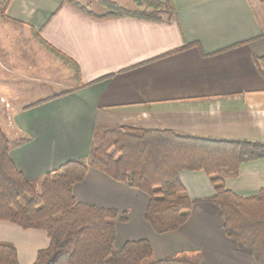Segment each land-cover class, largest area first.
<instances>
[{"label": "crops", "instance_id": "obj_1", "mask_svg": "<svg viewBox=\"0 0 264 264\" xmlns=\"http://www.w3.org/2000/svg\"><path fill=\"white\" fill-rule=\"evenodd\" d=\"M96 1L11 0L6 14L21 22L0 18V71L28 66L32 88L43 81L54 86L25 101L22 96L32 93L12 91L14 80L9 85L11 78L1 77L9 87L0 93V123L28 180L38 182L68 160L88 161L96 130L115 124L264 142V0H160L170 1L173 11L158 20L101 17L114 10L109 3L137 5ZM32 28L72 58L79 74L43 48ZM62 65L70 68L66 83L56 78ZM179 178L193 201L190 216L164 233L144 218L145 192L92 166L73 194L125 210L128 220L115 221L116 247L148 239L156 264H256L236 249L219 207L207 200L215 192L210 177L181 170ZM225 186L241 196L257 194L264 187V158L242 163ZM0 242L16 247L19 264H33L50 239L45 230L0 220ZM56 264H69L68 254Z\"/></svg>", "mask_w": 264, "mask_h": 264}, {"label": "trees", "instance_id": "obj_2", "mask_svg": "<svg viewBox=\"0 0 264 264\" xmlns=\"http://www.w3.org/2000/svg\"><path fill=\"white\" fill-rule=\"evenodd\" d=\"M11 0L0 1V16L10 19ZM136 9L109 3L114 10L101 17L141 15L161 19L170 14V1L134 0ZM41 46L79 74L77 63L44 40L32 28ZM264 158V142L247 139L190 135L166 128L109 125L96 130L89 160L72 159L38 181L28 180L10 155V139L0 124V220L24 229H42L50 239L33 264H56L68 254L69 264H156L148 239L126 241L116 247L115 221L128 214L115 208L79 201L73 194L89 166L112 179L145 192L144 213L158 233L181 227L189 218L193 201L179 178L181 170H203L215 192L207 200L217 205L225 234L236 249L264 264V187L255 195L241 196L225 186L239 174L242 163ZM0 264H19L16 247L0 242Z\"/></svg>", "mask_w": 264, "mask_h": 264}, {"label": "rangeland", "instance_id": "obj_3", "mask_svg": "<svg viewBox=\"0 0 264 264\" xmlns=\"http://www.w3.org/2000/svg\"><path fill=\"white\" fill-rule=\"evenodd\" d=\"M0 1H2V0H0ZM91 2L94 3V4H98L96 0H91ZM165 15L166 14H163L162 13V16H165ZM0 18H1V16H0ZM62 66H64V65H62ZM65 66H64L65 69L63 67H60V69L57 70V73H56V78L59 79V80H62L64 83L67 82V78H66L67 77V72L68 71L70 72V68H67ZM9 67H11L12 69H14L15 72L5 73L4 71H0V93H1V91L2 92L8 91L6 89L9 87V85L12 82V80H14L13 83H15L17 85V87H15L12 91H15L16 90L18 92H23V93H25L27 95H30L32 93L29 98H28V96H26V97L25 96H22V99L25 100V101H28L30 99H33L34 98L33 97V94H39V96H43L44 93L42 91H45L44 90V87L45 88L46 87H49L50 90L47 91V93H51V90H52L51 88L54 87V86H52L48 81H43L42 83L40 82L39 86H41V87H39V88H32V84H36V82H33L31 79H29L30 76H28V75L31 74V73L30 74L28 73L30 71V67L28 68V66H27V67H25V69H23L21 71L20 70H17L18 69V66H9ZM58 68L59 67H56V69H58ZM65 70H66V73L64 72ZM16 71H19V74ZM22 71H24V72H22ZM72 73H73V71H72ZM42 75H46V74H42ZM73 75H74V73H73ZM1 77H4V80L11 78L10 81L7 83L9 85H7L6 83H3L4 80L1 79ZM5 84H6V86H5ZM2 86H5V88L2 89ZM40 88H43V89H40ZM60 89L61 88H59V87L56 86V90L57 91L60 90ZM5 106L8 107L9 105H5Z\"/></svg>", "mask_w": 264, "mask_h": 264}]
</instances>
